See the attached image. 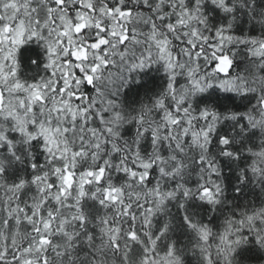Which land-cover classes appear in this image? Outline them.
Masks as SVG:
<instances>
[{"label":"snow or ice","instance_id":"1","mask_svg":"<svg viewBox=\"0 0 264 264\" xmlns=\"http://www.w3.org/2000/svg\"><path fill=\"white\" fill-rule=\"evenodd\" d=\"M0 264H264V0H0Z\"/></svg>","mask_w":264,"mask_h":264}]
</instances>
